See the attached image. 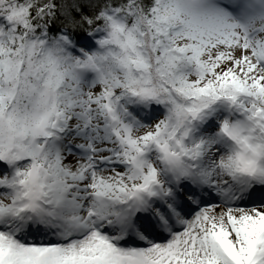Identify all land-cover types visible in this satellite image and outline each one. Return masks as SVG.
<instances>
[{
  "label": "snow or ice",
  "instance_id": "6c2138e0",
  "mask_svg": "<svg viewBox=\"0 0 264 264\" xmlns=\"http://www.w3.org/2000/svg\"><path fill=\"white\" fill-rule=\"evenodd\" d=\"M0 264H264V0H0Z\"/></svg>",
  "mask_w": 264,
  "mask_h": 264
}]
</instances>
